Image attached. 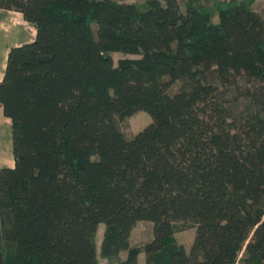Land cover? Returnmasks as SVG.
Masks as SVG:
<instances>
[{
    "label": "trees",
    "instance_id": "obj_1",
    "mask_svg": "<svg viewBox=\"0 0 264 264\" xmlns=\"http://www.w3.org/2000/svg\"><path fill=\"white\" fill-rule=\"evenodd\" d=\"M179 1L0 0L34 30L0 79V264H264V18ZM138 110L150 122L127 138Z\"/></svg>",
    "mask_w": 264,
    "mask_h": 264
},
{
    "label": "rangeland",
    "instance_id": "obj_2",
    "mask_svg": "<svg viewBox=\"0 0 264 264\" xmlns=\"http://www.w3.org/2000/svg\"><path fill=\"white\" fill-rule=\"evenodd\" d=\"M143 0H122V2L125 3H141ZM180 7L182 6L181 2L178 0ZM251 9H253L255 12L259 13L263 18H264V0H251L250 3ZM7 30L0 28V43H1V37H3V33L6 32ZM33 30L31 26L25 25L23 30L20 32L21 37H26L29 34H32ZM210 47L208 46V67L213 68L215 66L213 57H211L212 53L210 54ZM122 57H128V58H135L137 56L135 55H122L119 52H114L111 53V58L114 63ZM176 88V85L172 88L171 91H174ZM244 102L240 101L239 102V107L243 106ZM150 122V117L149 115L142 111L138 110L135 113H133L131 116L127 117L124 121L119 122V128L121 132L127 137H131L135 133H137L139 130H141L145 125H147ZM8 163L10 162L9 156L7 157ZM151 227L152 224L148 221H137L133 227L130 230L129 237H128V245L130 247H141L145 242L149 241L151 238ZM102 231H103V225L98 224L96 233H95V238L94 242L96 245V249L98 250L99 243L101 240L102 236ZM194 235V229L192 228H184L181 231L175 232L173 234V237L176 241L177 244L181 245L185 251L189 249V246L192 242ZM125 252H121L119 257L120 259L124 258ZM144 256L143 253L140 252L137 255L136 261L137 264H143ZM98 264H107L106 260L103 258L98 257Z\"/></svg>",
    "mask_w": 264,
    "mask_h": 264
},
{
    "label": "crops",
    "instance_id": "obj_3",
    "mask_svg": "<svg viewBox=\"0 0 264 264\" xmlns=\"http://www.w3.org/2000/svg\"><path fill=\"white\" fill-rule=\"evenodd\" d=\"M26 24L27 23L22 19L20 13L0 9V28L3 29V31L5 29L7 30L3 33L0 43V79L2 77L8 49L20 43L30 41L33 37L34 30L32 27V34H29L24 38L20 36V32ZM8 156L10 158L9 163L7 159ZM10 166H12L10 121L8 118L3 116L0 107V167Z\"/></svg>",
    "mask_w": 264,
    "mask_h": 264
}]
</instances>
